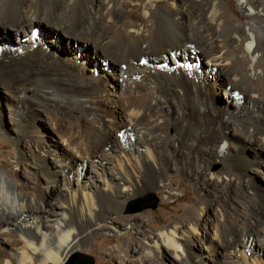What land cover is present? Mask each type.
<instances>
[{
	"label": "bare ground",
	"instance_id": "obj_1",
	"mask_svg": "<svg viewBox=\"0 0 264 264\" xmlns=\"http://www.w3.org/2000/svg\"><path fill=\"white\" fill-rule=\"evenodd\" d=\"M235 2L247 23L234 0H0V125L35 185L0 161V264H86L103 231L140 264H264V0ZM170 173L197 195L174 222L113 224Z\"/></svg>",
	"mask_w": 264,
	"mask_h": 264
},
{
	"label": "rangeland",
	"instance_id": "obj_2",
	"mask_svg": "<svg viewBox=\"0 0 264 264\" xmlns=\"http://www.w3.org/2000/svg\"><path fill=\"white\" fill-rule=\"evenodd\" d=\"M225 1L228 2L229 0H225ZM235 1L236 0H234V3H233V9L235 11L236 16L243 19L244 23H247L249 21L248 18H245L246 15L243 14L238 9L237 3ZM230 3L232 4V2ZM13 39H16V37H13ZM263 42H264V38H263ZM64 43H65V40H64ZM68 43L71 45L70 40L69 42H67V44ZM69 44L67 46H69ZM123 69L126 70V66H124ZM126 77L127 75H124V78ZM216 97H217L216 102H219V106H223L227 103L228 94L226 95L224 93L222 95L217 94ZM2 100H3V96H2ZM4 104H6V95H5V100H3V106L1 108V111L2 113L7 114L6 106ZM43 117H45L44 114H43ZM43 117H42V120L40 119L38 121L39 126L42 127L41 129L43 133L46 135V142H48V139H49V142L52 145H54L57 139H55L56 137H54V133L52 132L51 127L48 125L45 119H43ZM0 127L1 128L3 127L2 129L0 128L1 129L0 161L6 164L8 173L10 175H12L15 172L16 176L20 178L23 182L25 183L30 182L28 184L29 185L28 188L31 192H33L35 190V185H33L34 183L33 181L34 176L32 172L33 168L26 167L25 165H22V164L19 167H15V164H14L15 158L18 156L20 152L19 147H17L16 140L13 139L14 137H16V133H15L16 131L14 129L15 127L14 120L8 115H6V118L4 119L3 122H1ZM10 137L12 138L9 139ZM51 140L54 143H52ZM108 151L110 152V150H107L106 152ZM248 151H250V153L251 152L253 153V151L250 149ZM227 167H228L227 164L217 162L213 165L212 170L215 171L217 174L223 176L227 171ZM194 170L195 168H190L188 169V172H193ZM258 178H259V181H257L256 179V183L258 182L257 183L258 185L264 184L263 183L264 180H262L260 177ZM167 179L172 182L173 186L168 185L167 184L168 181L167 182L164 181V183L165 182L166 183L160 188L154 191H151L147 194L131 199L126 204V207L123 210V212L113 215L115 216L113 218V220H115L113 224H116L117 226H120L121 228L122 227L125 228L127 226L126 224H127L128 218L132 216V218H137V219L141 218L140 220H144L145 222L150 223L156 230H159V229L165 228L166 226L174 222L179 217V215H181L184 212V210L187 207H189L194 202V200H196L197 195H196L194 186L188 183L187 181H185L183 177L177 174H174V173H170ZM261 180L263 181L262 183L260 182ZM32 186H34V189ZM167 190H173L174 198L172 199L165 198L164 193L167 192ZM111 224H112L111 221L110 222L106 221V223H104L105 226L107 225L111 226ZM142 244L143 242L140 239L134 237L132 234L128 232L122 231L121 234L120 233L114 234L109 231H103L91 240L90 248L87 247L84 250L83 249L79 250L77 253H83V254L89 255L92 259V264H125L124 254H127L126 264H140L138 261L139 259H137L136 256H134V253L129 252L127 249L129 246L141 247ZM194 245H192L193 252L204 251L203 243L197 242ZM77 253L75 256L77 257V259H79L78 258L79 255H77ZM165 257L166 256H163L161 259L157 256H150V258L147 259L143 264H161L162 261H164L165 263L167 262V264H179L169 259V257H166V258ZM74 258L75 257L71 258L66 264H71ZM74 264H79V261H77V263H74Z\"/></svg>",
	"mask_w": 264,
	"mask_h": 264
},
{
	"label": "water",
	"instance_id": "obj_3",
	"mask_svg": "<svg viewBox=\"0 0 264 264\" xmlns=\"http://www.w3.org/2000/svg\"><path fill=\"white\" fill-rule=\"evenodd\" d=\"M154 204H155V202H154ZM77 255H79L82 259L86 260L87 264H92V259L89 255H86L83 253H77Z\"/></svg>",
	"mask_w": 264,
	"mask_h": 264
}]
</instances>
